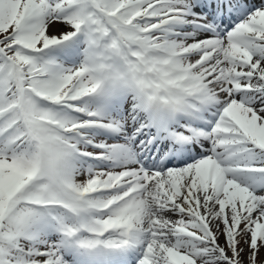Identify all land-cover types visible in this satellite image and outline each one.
Returning a JSON list of instances; mask_svg holds the SVG:
<instances>
[{"label": "snow or ice", "instance_id": "1", "mask_svg": "<svg viewBox=\"0 0 264 264\" xmlns=\"http://www.w3.org/2000/svg\"><path fill=\"white\" fill-rule=\"evenodd\" d=\"M0 264H264V0H0Z\"/></svg>", "mask_w": 264, "mask_h": 264}]
</instances>
